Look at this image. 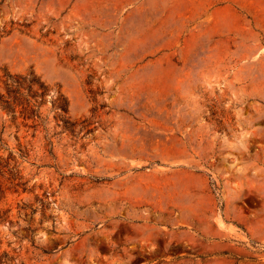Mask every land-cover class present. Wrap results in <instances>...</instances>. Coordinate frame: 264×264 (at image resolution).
I'll return each mask as SVG.
<instances>
[{"label":"rangeland","instance_id":"374dc122","mask_svg":"<svg viewBox=\"0 0 264 264\" xmlns=\"http://www.w3.org/2000/svg\"><path fill=\"white\" fill-rule=\"evenodd\" d=\"M4 69L73 126L0 109V264H264V0H0Z\"/></svg>","mask_w":264,"mask_h":264},{"label":"trees","instance_id":"16d2710c","mask_svg":"<svg viewBox=\"0 0 264 264\" xmlns=\"http://www.w3.org/2000/svg\"><path fill=\"white\" fill-rule=\"evenodd\" d=\"M50 91L49 84L32 69L23 73L4 69L0 75V109L10 116L17 129V119H21L24 126L34 131L41 128L47 137L50 134L48 115H42V108L49 103L48 111L54 113V128H59V133L71 130L73 124L69 121L67 99L59 90ZM56 134L58 132L53 133Z\"/></svg>","mask_w":264,"mask_h":264}]
</instances>
